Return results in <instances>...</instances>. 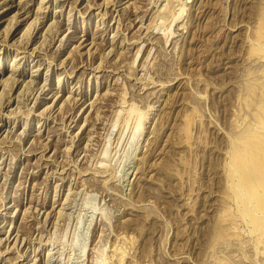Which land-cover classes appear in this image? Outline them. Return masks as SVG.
Returning <instances> with one entry per match:
<instances>
[{
  "label": "rangeland",
  "instance_id": "1",
  "mask_svg": "<svg viewBox=\"0 0 264 264\" xmlns=\"http://www.w3.org/2000/svg\"><path fill=\"white\" fill-rule=\"evenodd\" d=\"M0 3V264H264V0Z\"/></svg>",
  "mask_w": 264,
  "mask_h": 264
},
{
  "label": "bare ground",
  "instance_id": "2",
  "mask_svg": "<svg viewBox=\"0 0 264 264\" xmlns=\"http://www.w3.org/2000/svg\"><path fill=\"white\" fill-rule=\"evenodd\" d=\"M1 4V3H0ZM46 7V6H45ZM39 8V7H38ZM40 12H42V9L41 10H39ZM37 18V17H36ZM39 18H37V20H38ZM36 20V19H35ZM34 21V20H33ZM39 21V20H38ZM38 21H34V22H37L38 23ZM52 21H54V20H52ZM60 21V20H59ZM42 22V21H41ZM40 22V23H41ZM12 23V22H11ZM10 23V24H11ZM39 24V23H38ZM32 25V24H31ZM49 25V24H48ZM70 25H67L66 26V28H68ZM48 27V26H47ZM52 27V26H51ZM83 36H86V38H87V33L85 34V33H81V35H76L75 36V40H79V39H81ZM86 38L85 39H81L80 41H79V43L76 45V46H80V44H81V42L82 41H84V40H86ZM67 40V39H66ZM122 41V40H121ZM89 43V42H88ZM92 43V42H91ZM84 46V45H83ZM115 46V45H114ZM80 48V47H79ZM111 51V50H110ZM137 56V55H136ZM135 58V57H134ZM14 61V60H13ZM41 64V63H40ZM40 64H38V65H40ZM15 66H13V67H11L10 68V72H11V75H13V74H15V73H17V72H15ZM35 69V68H34ZM37 70V69H36ZM30 71H35V70H33V69H31ZM10 77V76H9ZM9 77H8V79H9ZM12 77V76H11ZM35 76H34V74L32 73V72H30V78H34ZM7 79V78H6ZM6 79L4 80V82L6 81ZM11 79V78H10ZM9 79V80H10ZM45 79V78H44ZM8 80V81H9ZM12 80V82L14 83V81H18L17 79H11ZM30 81H31V79H29ZM32 80H34V79H32ZM264 80V79H263ZM262 82V81H261ZM6 83V82H5ZM44 83L46 84V79H45V81H44ZM60 83V80H58V84ZM5 85H7V84H5ZM43 85L44 84H42V88H40L41 90L43 89ZM59 86H56L55 88L57 89ZM59 90H56L55 92H58ZM55 96V95H54ZM55 99V98H54ZM64 100V99H63ZM99 100V99H98ZM95 101V100H94ZM35 102V101H34ZM63 103V102H62ZM91 103H92V100H91ZM51 104V103H50ZM53 104V103H52ZM79 104V103H78ZM91 107L93 106V105H90ZM45 108V107H44ZM43 108V109H44ZM49 111V110H48ZM13 115V114H12ZM99 115V114H98ZM139 117V116H138ZM137 118V117H136ZM138 119V118H137ZM264 121V120H263ZM85 123V122H84ZM89 123V122H88ZM260 123V122H259ZM93 124V123H92ZM139 123H137V125H138ZM257 124H258V122H257ZM245 125V124H244ZM247 126V125H246ZM82 127V126H81ZM249 127H247V129H248ZM251 128V127H250ZM249 128V129H250ZM244 129V128H243ZM246 129V128H245ZM251 130H252V128H251ZM254 130V129H253ZM258 131L257 132H259V133H261V135L264 137V129L263 130H259V128L257 129ZM241 131V130H240ZM244 131V130H243ZM250 132H252V131H250ZM254 133H255V130L253 131ZM253 133V134H254ZM257 134V133H256ZM246 135L247 136H249L247 133H246ZM244 136V135H243ZM251 136V135H250ZM255 136V135H254ZM258 137H259V135H258ZM239 138H241V136L239 137ZM243 139V138H242ZM261 139H263V138H261ZM238 140H240V139H238ZM248 140V139H247ZM249 141V140H248ZM262 141V140H261ZM247 142V141H246ZM255 142H256V140H255ZM264 142V141H263ZM249 143V142H248ZM251 143V142H250ZM259 143V141L257 142V144ZM260 144V143H259ZM263 144H260V146H258V148H257V150L256 149H252V151L251 152H249L248 153V149L245 151V153L244 154H242V156L243 157H241L240 159L244 162V166L242 167V170H241V179H242V183L243 184H249L250 185V188L252 189L250 192H251V194L252 193H254V194H256L257 192H256V188L258 187V188H260L261 187V189H262V192H263V194H264V146H262ZM254 146V145H253ZM252 146V147H253ZM247 147V146H246ZM240 150H241V148H240ZM245 156V157H244ZM233 174V173H232ZM231 177V176H230ZM232 179V178H231ZM236 183V182H235ZM241 191V190H240ZM260 205L261 206H263L264 207V203H260ZM256 206V205H255ZM259 208H261V207H259ZM35 209V208H34ZM36 210V209H35ZM14 211V210H13ZM49 211V210H48ZM49 212H51V211H49ZM15 213V212H14ZM48 213V212H47ZM52 213V212H51ZM263 213V212H262ZM50 214V213H49ZM264 214V213H263ZM13 216V215H12ZM47 216H48V214H46V218H47ZM255 216V215H254ZM260 217V216H259ZM27 219V218H26ZM46 220V219H45ZM38 226V225H37ZM7 232H8V230H7ZM7 234V233H6ZM16 235H18V234H16ZM17 237V236H16ZM4 239H9V235L6 237V238H4ZM19 239H17V238H15L14 239V243H15V241L17 242ZM0 241H3V239L2 238H0ZM7 243V242H6ZM13 243V244H14ZM8 248V247H7ZM34 253V252H33ZM36 261V260H35ZM48 264V263H47Z\"/></svg>",
  "mask_w": 264,
  "mask_h": 264
}]
</instances>
